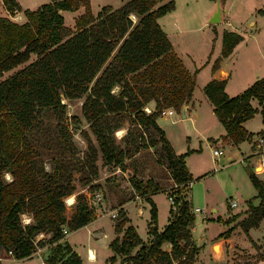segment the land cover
Here are the masks:
<instances>
[{
    "label": "trees",
    "instance_id": "1",
    "mask_svg": "<svg viewBox=\"0 0 264 264\" xmlns=\"http://www.w3.org/2000/svg\"><path fill=\"white\" fill-rule=\"evenodd\" d=\"M1 1L10 15L22 11L25 20L19 23L0 16V259L27 258L36 247L47 244L42 254L44 264H82L63 239V229H77L95 219L96 213L87 204L85 194H74L72 171L85 169L81 182L92 189L98 152L104 164L128 173L125 159L139 149L159 144L171 179L178 187L171 192L174 208L170 206L167 223L158 230L156 207L150 195L160 187L131 171L128 181L134 194L149 203V239H141L119 207L113 221L115 236L108 242L112 252L108 260L113 263L119 258L118 264H192L199 247L190 232L194 213L184 191L192 181L185 156L193 150L176 153L156 122L161 108L181 112L194 88V74L173 51L157 21L174 7V1L123 0L116 8L105 4L95 14L90 0H49L34 9H22L17 0ZM80 6L83 10L75 17L73 28L65 25L62 11H75ZM241 39L239 33L223 30L220 52L211 63V71ZM31 55L34 57L29 60ZM225 83V78H211L202 91L224 129V137L238 144L252 135L243 121L259 111L264 122V75L233 96L225 92ZM82 96L81 116L95 144L85 130H80L86 147L82 155H75L69 146L73 134L58 116L57 132L63 147L71 150V160L62 155L52 158L47 169L35 145V135L43 128L44 112L50 109L62 113V97ZM253 98L259 109L252 106ZM148 104L152 107L146 111ZM121 113L130 115L132 123L141 129L132 135L126 131L122 146L113 135L122 126L117 119ZM70 118L80 122L75 115ZM149 129L157 136L143 137ZM257 134L264 139V130ZM6 173L11 180L5 178ZM249 178L258 202L248 201L246 215L237 222L244 233L264 219V182L253 172H249ZM71 194L73 210L67 217L64 197ZM24 215L30 217L27 223ZM232 227L217 237H228ZM39 233L48 236L37 238ZM165 242L169 249L163 247ZM254 263L248 259L243 262Z\"/></svg>",
    "mask_w": 264,
    "mask_h": 264
},
{
    "label": "rangeland",
    "instance_id": "2",
    "mask_svg": "<svg viewBox=\"0 0 264 264\" xmlns=\"http://www.w3.org/2000/svg\"><path fill=\"white\" fill-rule=\"evenodd\" d=\"M21 1L23 4L26 3L25 0ZM48 1L32 0L34 3L37 2L38 5ZM212 1L215 6L218 2L220 8H226V15L241 29L249 21H255L257 25L261 24L259 31L260 46L264 49V14L256 11L258 8H264V0ZM208 2L209 0H174V10L172 12L181 20V28L176 33L171 34L169 32V36L175 52L178 53L177 55L182 58L190 69H192L193 64L198 67L207 58L213 59L220 52L221 42L219 34L216 39H213L214 31L208 25H202L204 17L201 12L208 5ZM120 3L121 0H90V7L95 14L105 4L116 8ZM186 3H188L187 7H185ZM27 5H31V3ZM82 10V6L75 11L65 10L62 13L64 24L73 28L74 19ZM1 15H3V11L0 9ZM131 18L135 19L133 16ZM33 57L34 55H31L29 60L33 59ZM257 58L260 57L257 56ZM257 65H260V63H257ZM208 68V65L205 66L200 72L201 75L199 74L198 76L204 78L206 72H208ZM13 70L4 72L3 76L8 75ZM115 90L116 87L113 91ZM198 92L195 91L194 93L196 98L200 97ZM200 93L205 98L203 91H200ZM83 97L73 99L62 97L60 100L64 104L62 113L54 112L50 109L44 112L43 128L41 132L35 135V145L41 153L45 168L49 169L52 158H59L61 155L67 160H71L69 157L71 150L68 152L63 147L64 142L57 132L58 116L62 118V122L73 134L72 139L69 140V146L75 155H82L86 147V141L81 135L80 130H85L95 144L94 135L90 132L81 116L80 106ZM206 103L207 107L205 105L201 106L202 115L195 124H193L190 118L181 117V112L177 113L175 111L170 117L158 116L160 127L164 128L170 135L178 153H182L187 149L195 150L187 158L185 156L187 168L193 174V182L190 184V187L186 186L184 195L189 198L193 208L198 207L201 209V211H194V220L190 228L191 235L200 242L205 239L207 241L212 239L226 228V224L223 221L217 219L209 220L207 216L220 215V217H224L228 213L230 218L232 216L234 218L235 215L230 211L245 208L248 201H251L253 204L258 202V199L255 197L256 188L249 178V172H253L257 178L264 182V168L260 171L254 168L257 160H261L264 165V153L251 154L247 142L238 144L237 147L231 142L222 141L224 129L216 116L210 113V103L207 101ZM147 107L150 109L152 105ZM72 115L77 116L80 122H72L70 118ZM117 119L121 122L122 126L113 131V135L116 142L122 146L123 142L121 138L125 135L126 131L132 135L140 132L141 129L132 123L133 120L130 115L121 113L118 114ZM259 122L261 121L253 119L250 121V126L256 127L259 125ZM149 136L156 137L157 135L151 129L145 130L143 137L148 139ZM214 147L221 149L223 151L222 154L214 156L211 151ZM96 164L98 171L95 178L91 181V184H93L92 189L81 182L82 176H85L87 173L85 169L80 171L73 170L72 182L75 186L74 194L77 192L85 194L87 204L94 209L96 219L93 220L90 227L96 228V231L99 232L97 235L96 233L89 235L87 227H84L73 232L69 237L78 250L83 249L86 253L87 246L96 249L98 257L95 264H117L119 258H116L113 263H110L108 260L107 256L111 252L107 248V242L113 235L112 224L116 216H112V214H116L118 208L121 207V203L127 200H135V202L129 201L125 205L126 214L129 217L128 223L134 226L141 238L148 236L146 233V223L149 219V203L145 201L143 196L134 194V190L128 181L130 172H134L144 181L150 179L162 188V190L157 191L151 197L156 207L158 230L162 229L167 223L171 206L169 195L171 192L172 194L176 192L178 187L171 179L159 144L139 149L131 158L125 159L124 164L128 173L121 171L112 164H104L100 152H98ZM74 194H71L73 198ZM232 198L237 199V206L230 208L228 204ZM65 201H67V197H64V203ZM211 205L216 208V213L210 211ZM137 206L141 207L142 213H137ZM72 210L73 204L68 205L65 203V215L67 217L71 214ZM229 217L226 220H229ZM237 222L233 223L232 232H230L233 234L232 237L234 239L231 247L228 248V243L225 244V241L220 240V242L214 244V251L222 246L232 264H243L248 258H251L250 262H252L253 258L256 255L258 256L260 252L264 254V219L260 220L257 228L250 230V234L254 237L257 235L256 240L259 241L258 244L251 241L247 244L250 248L253 247V253L247 252V249L242 247L248 237L246 238L245 233L237 225ZM2 263L10 264L7 260H3Z\"/></svg>",
    "mask_w": 264,
    "mask_h": 264
},
{
    "label": "crops",
    "instance_id": "3",
    "mask_svg": "<svg viewBox=\"0 0 264 264\" xmlns=\"http://www.w3.org/2000/svg\"><path fill=\"white\" fill-rule=\"evenodd\" d=\"M211 1L212 0H209L208 5L205 7L204 10H202L201 14L204 17V21L202 22V25H208L209 28L211 30H213L215 33L213 36V39H216L218 34H219L220 42H221V34H222L223 30L235 31L242 36V39L233 47L232 51L226 57L221 58L218 68L215 69L214 71H211V63H212L214 58L213 59L207 58L204 61V63H202V65H199L198 67L195 64H193L192 69H190L184 63L182 58L180 57L184 66L188 70V72L194 74V88L192 91V95H191V98L189 99V101L184 105V114H185L184 117L190 118L192 120L193 124L198 122V119L202 115L201 106L205 105L207 107L206 101L208 102V100L206 97L204 98L203 96H201L200 91H202V87L204 86V84L209 79H211V78H217V79L225 78L226 83H225L224 90L229 96H233L235 94L240 93L244 88H246L248 85H250L256 78L264 75V49H262V47L260 46L261 43H260V36H259L261 24L257 25L255 21H249L241 29V28H239V26L236 23H233L230 20V18L226 15V10H227L226 8H223V7L220 8V11L215 14L214 12H215L216 6L214 5V2L213 1L211 2ZM17 2L19 3V5L22 9H24V8L34 9L38 6L37 2L34 3V2H32V0H25V2H26L25 4H23L21 0H17ZM30 3H31V5H27ZM122 3H123V0H121L120 5ZM187 4L188 3H186L185 7L188 6ZM0 9L3 11V15H1V16H7L10 19H12L16 22H19V23L23 22L25 20V17L23 15L22 11H16L11 16L8 13V11L5 9L1 0H0ZM173 10H174V7L170 11L166 12L165 14H163L157 18V21H158L160 27L162 28V30L167 35L170 42H171V39L169 36V32L171 34H173V33L178 32V30L181 28L180 27L181 26V20L178 19L176 14H173V12H172ZM256 11L261 13V14H264V8H258V9H256ZM63 12H65V10H63L62 13ZM213 20H215V21H213ZM171 45H172L173 51L175 52L172 42H171ZM175 53L178 54L177 52H175ZM257 56L260 58H257ZM257 63H260V65H257ZM248 64H249V67H248ZM207 65L209 66L208 72H206V75L204 76V78H200V76H198V75L200 74L201 70ZM197 79L199 80L198 82H197ZM195 91H199L198 92V94L200 96L199 98H196L194 96ZM251 104H252V106L256 107L257 109L260 108V105L255 98L251 99ZM150 105L151 104H148L149 107H150ZM209 107H210L209 109H211L210 113L212 115H214L211 106H209ZM168 117H170V116H168ZM253 119H257L258 121H261V122H259V125H257L256 127H251L250 121ZM156 122L159 125L158 117L156 118ZM242 125L244 126V128L247 131L252 132V135L249 139L243 140L238 144L240 145L243 142H247L249 144L251 154H256L258 152L264 153V148L262 146H257V138L260 136L259 134H257V132L260 130H264V122L261 119L260 112L257 111L256 113H254V115L251 118L243 121ZM253 128H256V129H253ZM162 130L164 131V134H165L167 140L170 142V144L172 145L175 152L178 153L174 147V143L171 140L170 135L167 133V131L164 128ZM222 138H223L222 141H227L228 143L230 142L224 137V134H223ZM238 144H234V145L237 146ZM191 150H193V151L188 153L186 155V158H187V156H189L190 154H192L195 151L194 149H191ZM228 158H230V157H228ZM254 168L257 171L262 170L264 168L262 161L257 160L255 165H254ZM191 175H192V181H191V183H192L193 182V174L191 173ZM8 176H9V174L6 173V178ZM199 177H201V176H199ZM160 190H162L161 187H160ZM153 194L150 195V198L152 197ZM232 199L236 200V205L233 206V207H236L237 206V199L236 198H232ZM129 201L135 202V200L134 201L133 200H127V201H124L123 203H121V207L124 210L125 214H126L125 205ZM228 206H229V204H228ZM247 206H248V203H247ZM247 206L245 208H241L237 211H230L233 213V215H235L234 218H233V216L230 218L229 217L230 215L227 213V215L224 217H220V215H216V216L210 215L209 217L207 216V219H209V220H213V219L221 220L226 224V228H228L230 226H233V223L239 221L240 219H242L246 215ZM233 207H230V208H233ZM210 211L216 213V208L213 205H211ZM137 213H142L141 207L137 206ZM126 216L128 218V222H129V217L127 214H126ZM23 217H24L25 221H29V219H30V217H28L27 215H24ZM228 217L230 218L229 222H226V219H228ZM95 219H93V220H95ZM93 220L82 225V226H80V227H78L77 229H74L71 231L67 230L63 236V239L66 240L70 244L71 248L79 255L82 264H95L97 262L98 253H97L96 249H94L93 247L87 246V249L93 251V256H90L91 258L87 257V255L83 251V249L78 250L76 248L75 244L72 242V240L70 239L69 236L73 232H76L79 229H82L84 227H87V233L89 235H92L95 233L97 235L99 231H96V228L90 227V224L93 222ZM258 226H259V223H258ZM258 226L250 227L248 229L247 233H245L246 238L248 237V239H246L247 243L244 242L245 244L242 245V247L247 249V252H249V253H253V250H252L253 247L250 248L247 245L248 242L251 241L252 243H257V244L259 243V241L256 240V237H258V236L255 235V237H254L252 234H250V230L252 228H257ZM47 236H48L47 234L39 233L37 235V238H45ZM114 236H115V233L113 231V235L111 238H113ZM232 236H233L232 233H230L228 237H219L218 238L217 236H214L212 239H210L208 241L205 239L202 242L198 241V239H196L192 236L194 238L195 244L199 247L198 253H197L196 257L194 258V261L192 262V264H232V263H230L231 260L228 259L227 255H226V251L224 252V249L222 246H221V248L218 247V249L216 251H214V248H215L214 244L220 242V240L225 241V244L228 243V248L231 247V245L233 244L232 241H234ZM141 239L143 241H147L149 239V235L145 236V238H141ZM261 239H262V237H261ZM108 242H107V248H109ZM164 248L169 249V243L165 242ZM47 249H48L47 244L43 245V246H38V247H36V250L32 253V255L30 257L21 258V259H14L11 257H7V258H1L0 261H1V264H3L2 263L3 260L9 261L10 264H21V262H23V264L24 263L25 264H44L42 254L46 253ZM109 251L111 252L110 248H109ZM111 253L107 257H109L111 255ZM263 255L264 254H262L260 252L258 254V256H259L258 260H256V257H257V255H256V257L253 258V260L255 262L254 264H264V256ZM248 260H251V258H248Z\"/></svg>",
    "mask_w": 264,
    "mask_h": 264
},
{
    "label": "built area",
    "instance_id": "4",
    "mask_svg": "<svg viewBox=\"0 0 264 264\" xmlns=\"http://www.w3.org/2000/svg\"><path fill=\"white\" fill-rule=\"evenodd\" d=\"M144 109L146 110V111H149L150 109L147 107V106H145L144 107ZM175 113V110L173 109V108H171V107H164V108H161L160 110H159V116H171V115H173ZM257 146H262L263 148H264V139L261 137V136H259L258 138H257ZM212 154L214 155V156H217V155H219V154H222V150H220V149H217V148H212ZM190 183L191 182H188L187 183V185L188 186H190ZM169 199H170V202H171V206L174 208V205H173V196L170 194L169 195ZM236 205V200L235 199H231L230 201H229V206L230 207H233V206H235ZM194 211L195 212H197V211H201V209L200 208H198V207H192V212L194 213ZM117 215V212H116V214H112V216H116ZM67 230L64 228L63 229V232L65 233ZM86 255H87V257H90L91 256V254H90V250L89 249H87L86 250Z\"/></svg>",
    "mask_w": 264,
    "mask_h": 264
},
{
    "label": "water",
    "instance_id": "5",
    "mask_svg": "<svg viewBox=\"0 0 264 264\" xmlns=\"http://www.w3.org/2000/svg\"><path fill=\"white\" fill-rule=\"evenodd\" d=\"M220 11V6H219V4H218V2H217V4H216V9H215V14L217 13V12H219ZM211 21V20H210ZM213 21H215V20H213ZM184 107H182L181 108V117H184Z\"/></svg>",
    "mask_w": 264,
    "mask_h": 264
},
{
    "label": "clouds",
    "instance_id": "6",
    "mask_svg": "<svg viewBox=\"0 0 264 264\" xmlns=\"http://www.w3.org/2000/svg\"><path fill=\"white\" fill-rule=\"evenodd\" d=\"M7 179L11 180V176L9 175V176L7 177ZM65 203H67L68 205H71V204L74 203V199H69V200L65 201ZM25 223H27V221H25ZM90 258H91V257H90Z\"/></svg>",
    "mask_w": 264,
    "mask_h": 264
},
{
    "label": "bare ground",
    "instance_id": "7",
    "mask_svg": "<svg viewBox=\"0 0 264 264\" xmlns=\"http://www.w3.org/2000/svg\"><path fill=\"white\" fill-rule=\"evenodd\" d=\"M69 199H73L72 195L67 196V200H69ZM90 253L92 254L91 256H93V251L92 250H90Z\"/></svg>",
    "mask_w": 264,
    "mask_h": 264
}]
</instances>
